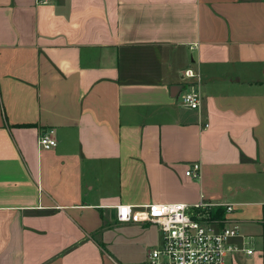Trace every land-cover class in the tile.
<instances>
[{"label": "crops", "instance_id": "obj_1", "mask_svg": "<svg viewBox=\"0 0 264 264\" xmlns=\"http://www.w3.org/2000/svg\"><path fill=\"white\" fill-rule=\"evenodd\" d=\"M202 200L264 264V0H0V264H133L118 206Z\"/></svg>", "mask_w": 264, "mask_h": 264}, {"label": "built area", "instance_id": "obj_2", "mask_svg": "<svg viewBox=\"0 0 264 264\" xmlns=\"http://www.w3.org/2000/svg\"><path fill=\"white\" fill-rule=\"evenodd\" d=\"M183 77L189 86L182 95V105L200 110V75L188 68ZM208 127V124L204 125V128ZM38 145L46 150L55 148L54 131H42ZM199 170V165H193L186 175L196 177ZM219 209H224L223 218L216 217ZM233 211L234 206L222 208L205 200L191 206L151 204L136 208L121 205L117 207V221L157 227L161 243L149 250L143 264H230L237 253L253 254V250L236 242L240 238V227L229 220Z\"/></svg>", "mask_w": 264, "mask_h": 264}, {"label": "rangeland", "instance_id": "obj_3", "mask_svg": "<svg viewBox=\"0 0 264 264\" xmlns=\"http://www.w3.org/2000/svg\"><path fill=\"white\" fill-rule=\"evenodd\" d=\"M150 230L141 235L139 238L134 240L135 257L131 261L133 264H141L143 262V253L147 252V249H153L160 245L161 235L158 233L156 226L151 225Z\"/></svg>", "mask_w": 264, "mask_h": 264}, {"label": "trees", "instance_id": "obj_4", "mask_svg": "<svg viewBox=\"0 0 264 264\" xmlns=\"http://www.w3.org/2000/svg\"><path fill=\"white\" fill-rule=\"evenodd\" d=\"M224 216V210L223 209H219L216 213V217L218 218H223Z\"/></svg>", "mask_w": 264, "mask_h": 264}]
</instances>
